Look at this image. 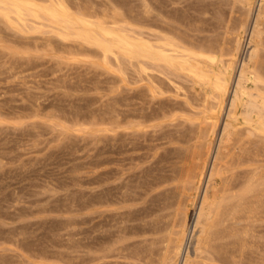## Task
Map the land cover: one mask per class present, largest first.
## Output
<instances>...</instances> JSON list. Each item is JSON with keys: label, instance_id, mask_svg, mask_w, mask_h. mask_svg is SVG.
Wrapping results in <instances>:
<instances>
[{"label": "rangeland", "instance_id": "1", "mask_svg": "<svg viewBox=\"0 0 264 264\" xmlns=\"http://www.w3.org/2000/svg\"><path fill=\"white\" fill-rule=\"evenodd\" d=\"M262 1L254 0L250 10L251 12H249L247 16L246 27L242 32H240V20L245 17L244 12L246 11L245 6L240 0H71L70 2L74 3H72V9L74 12L76 11L75 13H78V9L76 8L77 10H75V6L77 5L76 2H78L79 5L83 4V6L85 5L87 7L90 5V8H97V11L98 9L99 11L101 10L100 6L102 9H106L116 3L114 6L118 7L124 13L126 20L138 30L141 29L143 31L145 29V34L148 32H162L164 29H166L164 32H167V29H169L170 32H177L179 37L181 36L180 38L189 44L217 45L218 43L219 45H232L240 35L242 39L236 64V66H239L238 64H241V60L245 59L248 55L250 44H248L247 41H249L250 38L249 34H251L259 3L261 2V5L264 4ZM144 3L147 4L143 6ZM106 5L109 6L107 7ZM262 6V9L260 8V17L264 21V5ZM144 8H148L149 13L147 9V13H145ZM78 11L80 12L81 8H79ZM262 25H264V23ZM0 27H2L0 31L3 29L1 31L3 33H0V264H155L157 262L155 259L158 253L156 250H158L160 246L159 243L157 245L156 242H158L160 234L151 232H145L144 234L139 232L140 234H128L125 237H118L119 239H116L117 236L114 235L112 238V232L115 227H108L109 224H112V221L108 224L106 222L107 219H104L105 214L102 215V213L108 211L106 215L111 212L114 214L115 210L119 211L118 207L121 205L118 203L99 204L98 208L104 210V212H100L99 210L95 213L96 215L91 213L93 216H97L95 217V221H98L103 227L101 225L99 226V224L93 226L94 220L93 222L90 220L92 216L90 211L93 209V206L90 205V199L94 196L93 192L95 195H100L101 191L104 192L106 190L105 188L108 187V189H113L117 186V183L119 185L122 182L130 181L129 183H131V185H135L139 173L142 174V172H140L141 170L143 173L153 172V174L166 172L168 168L166 164L169 165L171 160H173L172 155L174 156L178 152H182L181 150L184 151L187 144L185 142L182 144L177 142L163 143V139L162 141L160 139L156 142L159 145L157 144L150 150L145 148L139 149L140 151H137L139 154L138 158L133 163L131 162L132 167L129 165L128 168L127 163L129 161H126L124 163L125 165L122 163L123 166H127V168L120 166L122 168L121 170L118 163L107 164L104 161L105 157L108 155L107 132L105 130L107 128V122L105 121L104 104L109 95L113 93L116 95L118 93H130L136 98L134 102H140L139 99L137 100L138 93H144L143 89L149 91V86L154 83V85L158 84L160 90L157 93L160 94L150 99L149 92L145 91L146 94H144L147 103H144V105L146 106L150 104V102L152 104L158 101L162 106L165 105L168 109L171 108L173 110L169 109L166 112V117L159 116L156 118L157 120L153 119L142 124V129H146L150 132L149 129L153 131L157 125L158 128L155 130L160 137L162 134L166 136L167 134L165 132L169 135H175L178 133L179 129V133H181V131L184 130L185 132L191 127V125H189L190 120L201 117L202 114H200V112L202 113L203 107L201 106L202 101L200 100L201 93L204 92V89H201L197 84L189 82L186 77L185 79L181 78L183 77L181 75L167 74L169 76V78H167L168 76L166 77L163 72L162 75L161 72L155 70L152 72L150 78L145 77L147 78L146 80L150 82V85L146 80L143 81L144 77L140 79L135 69L128 65L129 68L127 66L126 68L129 70L125 68L127 70L126 75L128 77L130 75L134 79L129 77V79L131 78L130 81L127 77V83H131L127 84L124 82L126 80L123 81L116 76L114 78V74L106 71L102 72L104 71L102 68L97 66V68H95L93 67L94 65L91 64L90 66L88 61L83 62L84 60H81L80 57L84 59V56L87 57L86 54H74L77 56L74 57V59L77 58V61H75L70 59V55H65L64 53L62 55L59 51L50 52L43 49V46L40 48V44H38L40 39L37 35H28L29 37H25L20 34L19 36V33L13 30L11 31L8 27L5 28L2 22H0ZM150 33H148V35H150ZM223 38H226V40H223ZM262 46L264 48L263 44ZM261 52H263L262 55L264 57V50L261 49ZM2 53L5 55H2ZM58 55L62 57L59 58ZM53 57L56 59L54 58L53 60ZM57 59H59V61ZM92 59L96 61V58L90 57V60ZM57 66H59V68L61 67V70L58 69ZM236 66L234 71L237 74L238 67ZM10 67L11 69H9ZM130 72L132 74H130ZM62 73L65 79L61 76ZM153 76L154 78L157 77L161 82L158 80L156 82V79L153 81V79H151ZM170 77L174 79L172 81L173 83H170ZM161 79L164 80L162 81ZM151 80L153 82H151ZM68 82L71 84L69 85ZM174 83H177V85ZM179 83H181V87H179ZM234 83H231L229 94L227 93L228 98L226 97V100H228L225 102L221 111L220 128L213 141L212 156L207 169L208 172L211 160L213 159V153L217 146L219 133L223 126V120L226 116V110L231 98ZM175 86L177 88H175ZM182 89H185V93ZM162 92L165 97L161 96V98L159 96ZM145 96H143V98H145ZM147 96H149V98ZM146 99H144L145 102ZM207 114H210L208 108L203 111V115ZM145 125L146 127H144ZM151 127H153V130ZM182 127L184 128L182 129ZM131 128L128 129L130 133L132 132ZM62 130L64 131L62 132ZM118 132L116 138L120 137L121 130L119 129ZM159 132L162 134L160 135ZM133 133V137H136L139 141L142 140L139 138L141 134L140 131ZM129 137L132 136L129 135ZM140 137L142 136L140 135ZM174 149L175 151L173 152ZM154 151L156 155L153 157L152 154ZM160 153L163 154V156L166 155L162 158ZM95 160L104 162L100 163L97 168V174H92L91 163ZM136 167L137 169H135ZM106 168L107 170L111 169L112 172L104 176ZM157 168H160V170ZM118 170H120V172L117 174ZM132 172L135 174L133 175ZM126 173L130 180L127 179L128 176H126ZM108 175L109 178L106 179L105 177H108ZM121 176L127 181L124 178V180L122 179L121 181ZM207 176L208 173L206 172L203 185H205ZM167 185L168 183L154 187V190L148 193L147 198L150 199L157 190ZM98 191H100V193ZM81 204H83L84 207H81ZM144 205L145 203L142 202V200H138L132 208L136 209ZM192 209H190L188 213L189 222L193 220L195 206ZM138 213L139 212L134 213V218L137 217ZM147 218L148 217H146V219ZM75 220L79 222L75 224ZM263 220H261L262 222L259 220L254 223L256 224L254 226V231L252 236L248 238V241L250 240L248 243L250 247L247 244L246 249L244 248V256L239 255L238 252H234L230 257L226 253H213L216 256L211 254L208 255L211 257L204 260L207 257L206 253V255L201 254L197 257L194 256L189 238L186 248L182 249L183 251L181 252L177 264H181L182 256L185 255L187 249L192 264H197L198 261H200L199 263L201 264H264ZM64 221H66V224ZM134 222L136 226L140 225L139 220L135 219L131 223L134 224ZM105 224L108 225L106 226ZM104 225L107 228H104ZM101 229L103 231L99 232ZM102 232H104V234ZM98 233H100V235ZM96 235H98V237ZM101 235L103 237H101ZM106 235H108L107 238H105ZM91 237L92 239L94 238L93 240L96 243L99 239L100 242L96 244ZM96 237L99 239H96ZM76 238L79 241L81 240V243L79 241L74 242ZM148 238L155 240V245L151 244ZM108 239L114 241L111 242L110 240L109 242ZM145 239L148 241L146 242ZM103 240H105V242H102ZM121 240L124 242H121ZM92 241L94 244L91 243ZM118 241L119 243L121 242V245H118ZM148 242V250L153 252L152 255H150L147 250V253L142 252L147 248L145 245H147ZM76 243H79V246L81 244L86 245H84L85 247L82 245V247H79ZM103 243L104 246L107 245V250L103 248ZM110 243H114V245ZM88 244H93L91 247L96 250L93 251ZM138 244H140V246ZM86 246H88V248ZM152 246L154 247L151 248ZM98 248L100 250H97ZM115 248L116 250H114ZM137 250L140 251L138 252ZM101 252L103 255H101ZM145 254H148V256H145ZM236 254L238 257L244 258L240 259L239 263H237L239 258ZM96 256H98V258ZM231 256H236V259L234 258L236 262L233 258L231 259ZM195 258L198 260L197 262L194 261ZM153 259L155 262H153Z\"/></svg>", "mask_w": 264, "mask_h": 264}, {"label": "bare ground", "instance_id": "2", "mask_svg": "<svg viewBox=\"0 0 264 264\" xmlns=\"http://www.w3.org/2000/svg\"><path fill=\"white\" fill-rule=\"evenodd\" d=\"M70 1L71 0H0V22L5 25V28L8 27L11 31L13 30L19 33V36L20 34L25 37H29L28 35H37L40 39L38 43L40 44V48L43 46L44 48H42L47 51H59L62 55L63 53L65 55H70V59L75 61H77V58L74 59V57L77 56L74 54H86L89 58L84 56L83 59L79 56L81 60H84L83 62L88 61L89 65H94L93 67L95 68L100 67L104 70L102 72H110L114 74V78L116 76L123 81L128 77L126 75L127 70H129L126 68L128 65L135 69L140 79L144 77L143 81L150 78L152 72L155 70L157 72H163L166 77L168 76L167 74L181 75L183 76L181 78L185 79L186 77L189 82L197 84L201 89H204L203 93L200 92V101H202L201 106L203 107L202 113L199 111L200 114H202L201 117H197L190 121L188 120L190 124H187L191 125V127L185 132L183 130L179 133V129L178 133L175 135H169L165 132L167 134L166 136L159 132L160 135L162 134L161 137L156 133L155 129L158 128L157 125L154 130L153 127H151L153 131L149 129L150 132H148L146 129H142V124L156 119L159 116L166 117V112L171 108L168 109L167 106H162L158 101L152 104L150 102V104L145 106L144 103H147L145 91L147 89H143L145 94L138 93L137 100L139 99L140 102H134L136 98L130 93H118L117 95L113 93L109 95L106 102L104 100L105 121L107 122V128L105 130L107 132L106 138L108 144V155L105 157L104 161L107 164L118 163L120 170L122 169L121 167L127 168L128 166L129 168V165L131 166L138 158L139 154L137 151L139 149L145 148L150 150L158 144L156 142L160 139L161 141L163 139V143L177 142L182 144L185 142L187 146L184 148V151L181 150L182 152H178L174 156L172 155L173 153L171 154L173 160H171L169 165L166 164V166H168L166 172L162 171L163 173L153 174V172L143 173L142 170H139L142 174L138 171V180L136 184L134 183L135 185H131V183H129L130 181L122 183L118 181L120 183L119 185L117 183V186L113 189H108V187L105 188L106 190L104 189V192L101 191L100 195H95L93 192L94 196L90 199V205L93 206V209H90V213L92 212L96 215L95 213L100 210L98 208L99 204L118 203L121 205L118 207L119 211L115 210L114 214L110 211L111 213L106 215V213H108L107 211L106 213H102V215L105 214V218L101 215L104 219H107L106 222L108 224L112 221V224H109L108 227H115V229L112 227L114 229L112 238L114 235L117 236L116 239H119L118 237H125L128 234L133 235L139 232L144 234L145 232L154 234L159 233L158 242L148 238L151 244L155 245L154 243L156 242L157 245L158 243L160 245L159 249L156 250L158 253L157 255L155 254V261L157 260L155 264H177L181 252L183 251L182 249L186 248L189 238L194 256L197 257L198 255L206 253L207 257L204 260L211 257L208 255L213 253H226L230 257L234 252H238L239 255L244 256L243 250L244 248L246 249L250 241H248V238L252 236L254 226L256 225L254 223L264 219V57L262 55L263 52H261V49L264 50L262 46V44L264 45V25H262L264 21L260 17V10L264 4L261 5L260 2L259 7L257 6L258 11L255 14L251 34H249V41H247L248 44H250L248 55L245 59H240L241 64L239 63V66H236L242 39L240 35L232 45L230 43V45H219L218 43L217 45L189 44L181 39V36L179 37L177 32V34L170 32L169 29H167V32H164L166 30L164 29L162 32L150 33L147 31L150 35H148V33L145 34V29L143 31L141 29L138 30L126 20L124 13L118 7L114 6L116 3L111 7L106 5L108 7L106 9H102L100 6L101 10L99 11L98 9L97 11V8L93 9L94 7L90 8V5L87 7L85 5L83 6V4H81V6L76 2L77 5L76 3L75 5L77 7L75 6V10L81 8V11L79 12L77 10L78 13H75L76 11L74 12L72 9L73 2L71 3ZM240 2L243 3L246 11L244 12L245 17L240 20V32H242L246 27L247 16L249 12H251L250 10L254 0H240ZM262 3H264V1H262ZM146 4L147 3H144L143 6ZM146 9L148 11V8ZM146 9L145 13H147ZM2 30L3 29H1V31ZM1 31L0 33H3ZM224 39L226 40V38H223V40ZM3 54L4 53H2V55ZM59 55L58 57L61 58L62 56ZM90 57L96 58V61H93V59L90 60ZM54 58L55 57L52 59L54 60ZM57 60L59 61V59ZM235 66L238 67L237 74L234 71L236 69ZM57 67L58 69L61 68H59V66ZM9 69H11V67ZM132 73L134 74L133 71ZM132 73L130 72V74ZM61 76L64 78L63 73ZM129 77L132 76L129 75ZM172 77L169 79V81L171 80L170 83L174 80V77ZM167 78H169V76ZM151 79H153V81L156 79V82L157 80L160 81L157 77L154 78V76ZM127 80L124 82L127 83ZM146 81L150 84L148 80ZM153 81L151 80V82ZM232 82L234 83L233 91L208 172L207 169L212 156L213 141L220 128L221 111L225 102L228 100H226V97L228 98L227 93L230 90ZM128 83L131 84L130 82ZM177 83L174 84L177 85ZM154 84H150L151 86L148 87L149 91H146L149 92L150 99L160 94L157 93L160 90L158 84ZM179 84V87H181V83ZM175 88L177 87L175 86ZM182 90L184 92L185 89ZM143 96H145V98H143ZM149 96L147 97L149 98ZM161 96L165 97L163 92L159 97ZM144 99H146V102ZM207 108L210 114L203 115L204 109ZM144 127H146V125ZM129 128L132 130L131 133L128 131ZM183 128L184 127H182V129ZM119 129L121 130L120 137L116 138ZM63 131L64 130H62V132ZM139 131L142 136L140 137L139 135V138L142 139L141 141L133 137V132ZM129 135L132 137H129ZM174 151L175 149L173 152ZM161 153L160 155H162L163 158L166 154L163 156ZM155 155L156 152L154 151L152 156L154 157ZM126 161H129L127 166H123ZM103 162L100 160L93 161L91 163V173L97 174V168L100 163ZM135 169H137V167ZM157 169L160 170V168ZM105 170L104 176L112 172L111 169L107 170L106 168ZM120 170H118L117 174ZM206 172L208 176L205 185H203ZM132 174L134 175L135 173L132 172ZM126 176H128L127 173ZM121 177L122 181L124 177ZM105 178H109V175ZM128 178L129 176L127 179ZM167 183V186L157 190L150 199L147 198L148 193L154 190V187ZM98 192L100 193V191ZM138 200H142L145 205L133 209L132 206ZM83 204H81V207H84ZM194 206L195 212L193 220L191 219L192 221L189 222L188 213ZM100 212H104V210H100ZM136 212L139 213L137 217L134 218L133 215ZM92 216L90 220L92 222L94 220L93 226L97 224L100 226L101 224L95 221V217L97 216ZM146 217L148 218L146 219ZM135 219L139 220L140 225L137 224L139 226H136L135 222L134 224L131 223ZM66 221H64L65 224ZM75 221V224L79 222L77 220ZM101 223L103 224V221ZM106 226L104 228H107ZM100 231L103 230L101 229L99 232ZM102 233L104 234V232ZM98 234L100 235V233ZM102 235L101 237L104 236ZM96 236L98 237V235ZM107 236L108 235H106L105 238H107ZM97 237L96 239H99ZM76 240L77 238L74 242L79 241ZM108 240L110 242L111 239ZM145 240L146 242L148 241L147 239ZM93 241L91 243H93ZM113 241L111 240V242ZM122 241L123 240H121V242ZM79 242L81 243V240ZM98 242H100V239ZM98 242L95 243L98 244ZM102 242H105V240ZM121 242L119 243L118 241V245H121ZM76 244L79 246V243ZM93 244L91 245L93 246ZM148 244L149 242L145 245L147 246L145 251L142 252L147 253V251H149ZM81 245L85 247L84 245L86 244ZM81 245L79 247H82ZM91 245L89 247H91ZM111 245H114V243ZM138 245L140 246V244ZM86 247L88 248V246ZM106 247L107 245L104 246L103 243V248L106 249ZM153 247L154 246L151 248ZM91 248L93 251L96 250L93 249V247ZM116 248L114 250H116ZM97 250L100 249L98 248ZM137 251L139 252L140 250ZM148 253L150 255L153 254L152 251ZM101 255H103L102 252ZM145 256H148V254H145ZM236 256H231V259L233 258L235 261ZM96 257L98 258V256ZM238 258L239 261L237 260V263H239L240 259L243 257ZM155 261L153 259V262ZM194 261L197 262L198 260L195 258ZM199 262L200 261H198L197 264H201ZM181 264H192L188 249L185 255L182 256Z\"/></svg>", "mask_w": 264, "mask_h": 264}]
</instances>
